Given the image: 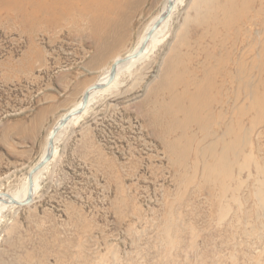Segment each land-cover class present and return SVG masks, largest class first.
<instances>
[{"label":"rangeland","instance_id":"obj_1","mask_svg":"<svg viewBox=\"0 0 264 264\" xmlns=\"http://www.w3.org/2000/svg\"><path fill=\"white\" fill-rule=\"evenodd\" d=\"M229 1H174L148 53L120 66L113 87L75 117L63 154L36 175L34 202L1 212L0 264H264V108L249 111L254 96L245 90L261 79L256 64L264 48V0L247 9L238 5L247 19L242 9L231 11ZM166 2L106 0L101 34L92 29V17H66L52 25L45 14L30 22L0 8V192L22 197L35 165L27 163L24 150L36 136L47 144L52 134L54 120L34 132L13 124L28 120L44 103L53 75L101 57L104 36L115 26L111 20L118 26L128 16L117 27L113 59L80 69L85 75L96 69L98 83H104L114 59L136 50ZM225 4L228 11L222 12ZM233 18L242 20L230 24ZM222 47L232 52L234 81L226 83L223 105L204 112L201 126L194 121L199 112L189 110L188 121L169 96L185 89L174 83L186 78L183 70L194 81L207 66L216 68L206 53L224 56ZM170 114L174 126L164 132ZM183 118L185 139L193 146L169 148L181 135L176 123ZM233 128L224 141L237 144L230 177L211 178L210 152H221Z\"/></svg>","mask_w":264,"mask_h":264},{"label":"bare ground","instance_id":"obj_2","mask_svg":"<svg viewBox=\"0 0 264 264\" xmlns=\"http://www.w3.org/2000/svg\"><path fill=\"white\" fill-rule=\"evenodd\" d=\"M105 1L106 0H0V8H2V10L3 9L4 10H7V12L9 13V15L10 14L11 15H14L16 13H22L23 14V17L25 18V20L26 21H30V22H31L32 18L36 17L38 14H45L47 16V18H48V20H47L48 23H50L52 25L57 24L59 19H63V18H66V17H69V18H67L69 20H71L72 18H74L76 16H79V15L80 16H83V17H92L95 20V22L92 25V27H93L92 29L95 31V33H97V34L100 33L101 34L103 32V30H105V27H104L103 23L100 21V19H102L101 18L102 15H104L106 13V11H107V8L104 5L105 4ZM109 1L112 3V2H118L119 0H109ZM174 1H176V0H173V2ZM256 1H258V0H249L247 2H245L244 0H235L234 3H231L232 1L230 0L229 2H230V7H231V5L233 6V9L231 11H233L235 13V11L237 12V10L239 9L238 8V5L239 4H241L243 6V8L246 7V9H247L249 7L254 6V4L256 3ZM168 2H169V0H167V2L165 4L162 12L153 20V22L150 23V25L148 26L146 32L144 33L143 37L141 38L140 44L136 48V50L133 53L124 56L125 58L136 54L138 52V50L142 47V45H143V43H144L147 35L149 34V32L151 31V29L153 28L154 24H156V22L159 20V18L163 14H165V12L167 11L166 9L168 8L167 7L168 6ZM227 5H229V4H227ZM174 6H175V4H174ZM218 7L221 8L220 5H218ZM222 8H223L222 12L223 11H228V9H227L228 7L226 6V4L223 5ZM243 8L242 7L240 8V9H242L241 12H243V14H240V13H238V14H240L244 18L245 17L244 16L245 10ZM217 9H219V8H217ZM221 9H219V10L221 11ZM211 11H213V10H211ZM216 14H217V11H216ZM216 14H215V16H217ZM208 17H207V19H208ZM199 18L201 19V17H199ZM211 18L212 17L210 16L209 19L212 21ZM245 18L247 19V17H245ZM199 20H196V21H199ZM227 20L228 19L222 21V23L225 22V21H227ZM241 20L242 19H234L233 18V20L230 21V24H236V25H237V23L240 24V21ZM167 21L168 20H166L162 24V26L159 29H157V31H155V33L151 36V39H150V41H149V43H148V45H147V47L145 49V53L143 55L147 54L148 53V50L150 49V46L155 44V39H156V36H157L158 32L166 24ZM217 21H219V20H216V22ZM225 23H227V22H225ZM204 24L205 23H203V25ZM227 24H225V26ZM226 27L224 29H226ZM229 27H230V25H229ZM231 27H233V25ZM235 28H237V27H235ZM230 33H232V32H230ZM220 50L225 54L224 56L218 57V56H214V54H211V52H207V53L205 52L206 55H207V59H210L212 61L213 60L216 61V62L214 61L215 63H217V67L216 68H214L213 66H210L211 68L210 67L208 68V66H207V68H205L204 70L202 69L203 70V72H202V78L201 77H200L201 79H198L197 78V80H194V81L191 80L190 75H189L190 73L187 70H183L184 71L183 73H184V75H185L186 78H177L176 77V79H174V83H175V85H178L179 84L180 86H184L185 89L182 91V93L180 95H178V94H175L174 95V94H172L173 91L172 92L170 91L171 92V94L169 96L170 99H171L170 100V104H171V101L173 100L174 105L179 108V112H181V114L183 115V117L185 119H187L188 121L190 120V117L192 115V113L189 110L199 112V114H198L199 115V120L197 121V119H195L194 121H195V123H198V124L201 123V126L204 124V122L206 120V118L204 116L205 115L204 112H206V113H207V111H209V112L211 111L212 112L214 106L223 105L224 100H223L222 96L224 94H222V93L225 90V87L227 86L226 83L227 82L228 83H233V81H234L233 80V77L231 76V69L233 67V62H234L233 61L234 58L232 59V52L230 50H228V49H225L224 47L220 48ZM179 52H180V50H179ZM261 55H262V60H259L257 62V64H256V66L258 67V70H259V74L261 75V77H260L261 79L259 80L258 83L256 82L257 85H256V87H254V89H252L253 87L251 89H248V88L245 89L246 91H252L253 96H254L253 101H252V103L249 106V108H250L249 111H251L253 109H256V108H259V107L264 108V48L262 49ZM124 57H117V58L114 59V62L117 61V60H120V59H124ZM242 59H243V57H242ZM135 60H137V59H135ZM130 62H132V61H130ZM207 63H209V62H207ZM188 65L189 64L183 65V66L187 69ZM251 66H253L252 63H251ZM228 68H229V71H228ZM238 68L241 69V70L243 69V62L238 63ZM118 71H119V68H118ZM247 71H249V69ZM257 71H256L255 74H257ZM245 73H246V71H245ZM233 76H235V75H233ZM222 78H224V81L221 83ZM236 78H239V77H236ZM105 80H107V75L104 77L103 81H105ZM240 81H242V80H240ZM105 83L106 82L101 83V84H105ZM173 86H174V84H173ZM240 97L241 96H239L236 99L237 100H240L241 99ZM182 100L185 102V105H181ZM166 105H167V103H166ZM259 111H260V113H262V112H264V109H261ZM246 112H247V110H246ZM240 114H242V112H240ZM168 118H169V120L164 122V123H166V126H167L165 129H163L164 132L170 131V129L174 126V119L172 121H170L171 120V114L168 116ZM240 118H241V115L239 116V119ZM176 119H177V117H176ZM185 119L183 121H181V122L179 121V122L176 123L177 127H180L181 128V132H180L181 135L178 136V137H175V139H173L174 141L172 140L170 142L169 148L172 147V149H173V148H175L179 144H182L183 145V144H190V143H192V146H193V142L192 141L189 142V141H187L185 139L186 138V135L188 134L187 128L185 127V124L188 123V122H186ZM211 121L213 122V120H211ZM217 122H218V120H217ZM234 132H235V128H233V130L231 129L229 133L226 132V133L229 134V136L225 137L223 139V142L224 141H229L230 138H232ZM49 138L50 137H48V141H49ZM225 139H227V140H225ZM47 146H48V144H47ZM183 148H186V150H188L186 146L185 147L183 146ZM186 150H184V151H186ZM184 151H182V153H184ZM236 154H238V152H237V144L234 143L233 141H231V142H224V145H223V147L221 149V152L218 153V154L214 150H212L210 152L211 159H210L209 163L207 164V165H209L208 168H207L208 175L211 178L212 177L214 178L215 176H218V177L219 176H221V177L222 176L223 177L228 176V177H230L229 174H230V170H231V165H232V162H233L234 157L236 156ZM239 156H241V154H239ZM230 158H232L233 160H231ZM228 177H226V178L228 179ZM217 180H216V182H219ZM223 180H226V179L223 178ZM207 181H208V179H207ZM36 183H37V181H36V176H35V186H36ZM215 184L217 185V183H215ZM215 184H214V186H215ZM25 188L26 189H25V192L23 193L22 197H20L17 194H14V195L12 194L11 196L13 198H15L16 200H18L19 202H23L26 199V197H27V192H28V178H27V181H26V187ZM6 201L8 203H10L9 200H6ZM7 206H10V205L0 204V214L3 211V209L6 208Z\"/></svg>","mask_w":264,"mask_h":264},{"label":"crops","instance_id":"obj_3","mask_svg":"<svg viewBox=\"0 0 264 264\" xmlns=\"http://www.w3.org/2000/svg\"><path fill=\"white\" fill-rule=\"evenodd\" d=\"M131 4L127 3L126 6L129 7L130 5L131 7ZM126 19H129L128 16L124 18V20L118 19L117 20L118 26H120L121 23L126 22ZM111 21H113L112 23L115 26L114 27L110 26L109 30L106 32L104 36V43L106 45L105 49H103L102 51L98 50L97 52L98 54H101V57L99 58L95 57L91 59L92 62H90L91 60H89L84 65L71 66L66 70L58 71L55 75H53L51 80L50 94L47 95L44 103L33 111L31 117L28 120H26L25 122L17 121L15 124H13L14 127L20 128L22 127V123L27 124V126L29 128H32L34 132V128L36 130H40V128L44 126L45 123L49 120L51 121L54 120L55 121L54 125L56 126L59 120H61L64 116H66L70 111L78 108L81 105V100L85 90L91 85L97 84L102 79V77L98 79V77L95 75L96 69H93L90 75H85V72L80 71V69H84L86 67V71H90V68L94 66L97 67L96 64L97 60H100L101 65L104 66L105 62L113 59V55L117 50L116 39L120 35H118L117 33L118 26L116 24V18H113ZM108 34L111 40L105 38L107 37ZM103 82H106V80ZM112 87H110L109 89H111ZM99 93L101 94L103 93V91L100 92L97 91L91 95L90 105L92 103L93 97L95 95H98ZM84 114H82L77 118H81ZM75 119L76 118H73L70 121V123H68V125L64 129H62L57 135L55 141L56 150L52 161L57 157L58 154L60 155L63 154V150L67 142V139L71 137L73 134V130H70V127H72L71 123L76 121ZM81 129H79L78 131H81ZM33 132L31 134H33ZM31 134H29V136ZM29 136L27 137L28 139ZM46 143L48 144V140ZM47 144H44V142L41 143V137L36 136L35 143L33 142L31 145H28L27 148L24 150V153L28 154L27 163L28 164L33 163L35 165L38 164L46 154ZM32 168L29 170V172L32 170Z\"/></svg>","mask_w":264,"mask_h":264},{"label":"water","instance_id":"obj_4","mask_svg":"<svg viewBox=\"0 0 264 264\" xmlns=\"http://www.w3.org/2000/svg\"><path fill=\"white\" fill-rule=\"evenodd\" d=\"M174 4L175 3L173 2V0H169L167 11L165 12V14H163L159 18V20L156 22V24H154L153 28L151 29V31L147 35L142 47L138 50V52L132 56L127 57V58L115 61L111 66L109 74L107 75L106 83L105 84L97 83V84H93L90 87H88L83 94V97L81 100V105L78 108L70 111L66 116H64L61 120H59L58 124L54 127L52 134L49 138L48 149H47L46 155L42 158V160L38 164H36L32 168L31 172L28 175V192H27L26 199L23 202H19L18 200L13 198L11 196V194H8L6 192H0V204H7V205H12V206H17V207H26V206L31 205L34 202L35 176L41 170H43L47 165H49L50 162L52 161L53 156L55 154V141H56V138H57V135L59 134V132L62 129H64L67 126V124L73 118L79 117L86 112V110L88 109L89 104H90L91 95L94 92L100 91V90H105V89L111 87L115 83V81L117 79V75H118V68L120 66H122L125 63H129L130 61H133L135 59H138L139 57H141L145 53V49H146V47H147V45L151 39V36L169 18V16L171 15V13L173 11ZM5 199L9 200L10 203H8Z\"/></svg>","mask_w":264,"mask_h":264}]
</instances>
